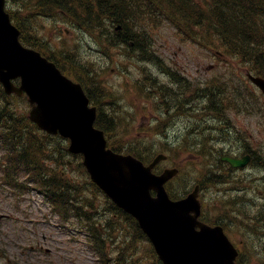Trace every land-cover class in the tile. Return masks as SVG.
<instances>
[{"label": "rangeland", "instance_id": "374dc122", "mask_svg": "<svg viewBox=\"0 0 264 264\" xmlns=\"http://www.w3.org/2000/svg\"><path fill=\"white\" fill-rule=\"evenodd\" d=\"M18 2L19 0H12V8L18 21L13 14L16 23L12 16L11 21L24 48L30 49L31 44L36 42L49 52L61 50L62 53L68 54L66 58L70 54L65 51L73 52V49H77L78 55H72L77 60L75 63H79V67L84 66L85 71L90 70L93 75L98 76L97 80L100 85L112 84L109 92L106 89L101 91L103 96L97 103L101 106L104 101L112 99L118 105L119 108L117 109L107 106L106 109L113 113L112 117H114L116 124L113 128L112 138L117 140L121 146L139 140L145 146L155 150H166L168 148L172 158L162 163L161 167L172 164L182 165L185 175L192 181L195 172L204 171V168L197 164V161L191 157L187 149L178 148L181 145L189 146V144L182 143L174 147H166L165 143L172 146L184 139L185 141L192 139L199 141L204 137L207 138L208 134L213 131L214 134L217 133L216 138L214 137L215 142H211V144L214 143V147L219 145L223 148H229L238 145V142L232 143L227 138L226 133H220L217 131L218 129L212 127L221 124L223 118L212 115L204 108V104L208 105L205 102L207 98L198 95L193 99H189L195 92L207 89L212 84L208 83V80L211 81L218 77L229 78L228 75L232 69H235L240 76H244V67L239 63L235 64V58L227 56L223 52V48L217 46L212 35L195 29L192 30L197 41L200 40L201 35L206 37L207 48H200L195 45L196 43H193V38L188 32L183 31L182 35L185 40L183 39L184 42H182L175 34V29L168 23H162L158 27L147 26L145 32H147V39L152 45L153 57L152 59H146L142 54H137L140 51L134 48L138 46L135 40L126 39L130 47L122 40L115 42L114 46L110 47L102 44L103 39L100 37V32L98 33L97 30L93 29L90 30L92 35L79 32L74 29L73 24L66 17H54L52 19H40L38 17L40 20L37 22L36 36L39 39L35 38L32 41L28 36L29 28L32 25L30 23L29 26L26 21V18L29 17L27 12L31 11L28 9L25 11L23 6H19ZM139 15L134 16L136 20ZM19 27L23 28V31L27 30L28 45L23 41V34ZM97 33L98 35H96ZM40 40L46 44H42ZM91 41L93 44L89 45ZM129 49H135L137 53ZM155 54L161 59L162 63L156 61ZM227 59L230 63L229 67L226 65ZM166 67L177 73L180 78L179 81L170 76ZM147 76L157 78L160 84L148 79ZM163 90L165 91L164 94H162ZM161 96L165 97L168 104L158 102ZM170 106H175L174 109L170 110L173 115H164L165 111H169ZM161 118H165V120L163 121ZM229 118L235 124L234 119L236 117L231 116ZM155 122L163 124L158 126L157 131L154 129ZM262 123L263 121L259 119L257 114V121L252 119V126L240 125L238 127L242 130L235 128V131L245 132L240 133L241 138L246 139L249 145L260 151L264 156V126L261 125ZM127 126L131 130L127 131ZM224 126L225 124L221 125V127ZM137 127L140 129V133L136 132ZM209 150H211L209 153L213 151V149ZM208 157L209 164L214 167L215 154ZM261 166L264 168V163ZM70 170L71 168L67 169L68 172ZM251 171L255 174L252 177H255L256 182L254 186L252 180L247 195L251 196L256 188L257 198L264 199V172H260L258 168ZM248 174H251L250 169L246 172V175ZM231 178L233 181L234 176ZM78 182L82 185L80 181ZM238 183L243 185L240 181ZM220 188H224L220 192V196H218L216 190L214 193H206V196L209 197L207 199L209 201V212H218L214 207L217 202H223L219 210L221 216L228 214L227 211L222 213L221 208L224 206L233 211L236 214V219L233 215L228 214V221L224 220V224L230 232L229 235L237 238H240L239 233L242 237L249 235L251 237V251L255 255V258L250 261L251 264H264V229L259 230L256 228L252 232L253 224L247 226L241 222V213L248 210L256 213V210L251 204H247L244 208L241 205L235 207L234 187L233 185L229 186L228 181L225 186ZM2 189L0 188L1 264H97L93 251L88 247L83 236L78 234V230L71 224H68V227L65 224L59 226L57 220L53 217L54 214H51L50 210L40 203L38 197L30 194L27 195L28 197L24 196L17 199L8 189L4 191ZM228 189H230V192H228ZM83 190L84 195L92 201H102L101 197H94L88 185L83 184ZM255 203L258 205V200ZM263 206L264 203H260L259 209L262 211H264ZM48 215H50V219L47 218ZM260 216L264 217V212ZM68 230H71L77 237H73L72 240L71 236L67 234ZM132 232L133 228L128 225V230H125L122 236L116 234L117 239L128 241L129 234H132ZM79 233L84 234V230ZM253 238L256 240H252ZM246 241L241 247L247 250ZM146 245V243L140 242L137 250L129 254V257L131 259L144 257ZM140 264H145V262L141 260Z\"/></svg>", "mask_w": 264, "mask_h": 264}, {"label": "trees", "instance_id": "16d2710c", "mask_svg": "<svg viewBox=\"0 0 264 264\" xmlns=\"http://www.w3.org/2000/svg\"><path fill=\"white\" fill-rule=\"evenodd\" d=\"M19 1H20L18 2L19 6H23L24 10L28 9L31 11L30 13L27 12L30 17L26 18V21L29 23V26H30V21H29L30 19H31V25L33 23L37 25V22L39 21L38 17H40L41 19V17H48L49 15L50 18L58 17V15L59 17L64 16L67 19H70L76 25L78 26L80 25L79 27L86 29L85 31L88 32L90 35H91L90 33L91 29L100 32V37L103 39L102 44L106 46L113 47L115 42L118 41L120 42L122 40L127 44L128 47H130L126 39L135 40V41L141 40L140 42L142 44V54L145 57H147L150 53H152V47L149 40L147 39V33L146 32L142 33V32L145 31L146 27L149 26L150 23L156 26L158 24H161L162 22L161 20H167V21L169 20V22L175 25L177 28L181 27L183 29H188V27L191 25L201 24L200 26L201 27L203 26L207 31L210 30L214 32L215 33L214 37L218 39L221 38L220 40L222 42L224 41L223 43L225 44L227 50L231 52L230 54H232L233 56H239L240 58H242L243 61L246 60L250 61L251 59H253L251 61L257 63V66H253V67L254 68L256 67V69L258 68V71H260V73L264 75V65H263L264 42H262V40L264 41V15H263L264 0H239V1L238 0H221V1L207 0L206 11H203V8L197 3L198 2L197 0H99V1L98 0L96 1L95 0H59V1L19 0ZM45 1L47 2V4ZM7 2L12 3L11 0H7ZM43 3L44 5L42 6ZM55 4H57V6ZM72 9L73 11H71ZM37 10L39 11V13H37L38 12ZM9 12L11 13V16L15 22L13 16L15 15V18L17 20L15 12L12 11ZM51 14H53V16ZM136 14H140L137 20L134 17ZM181 15H183V17H181ZM70 16H72V18ZM187 16L191 21L187 20L188 19ZM81 21L83 22V24ZM22 24L25 26L24 23ZM118 26L120 27V29L116 30V27ZM21 32L23 34L22 37L23 41L28 45L27 30L23 31L21 29ZM96 35H98V33ZM28 36H30V29L28 31ZM30 39L32 41L34 40V38L31 37ZM229 39H231L232 41ZM38 45L39 43L33 42V44H31V47L40 51ZM49 53L50 55H47V58L54 62L56 60H59V58H63V59L66 58L64 55H60L59 52L57 53L49 52ZM70 61L72 62V60ZM75 68H79L77 64H75ZM82 69L84 75L86 71L84 70V67H82ZM85 76H86V82L88 84H90L91 86H94V84L96 85L95 78H93V76H89L88 73L85 74ZM88 76L89 79H87ZM79 82L84 83V81L81 79H79ZM208 91L206 97H209V101H214L215 99L213 95L220 93V91L225 92V87L221 88L215 85V82H212V84L208 88ZM15 100L16 98L6 97L0 88V145L2 147L1 157L14 159V161L16 162L14 175L9 177L7 176V180L9 181L10 179L16 178L18 174L17 168L19 167L23 168L24 170H28L34 175L35 181L40 186V188L45 190L47 193H51L53 195V197L50 198V201L54 207L56 206L55 207L56 209L57 207L60 206L62 208L63 215L72 213V215L69 217H76L79 220V222L80 223L83 222L84 226L87 228L86 226L87 224L84 222V220L91 221V219H90V215L88 214L90 212L87 213L85 209L88 208L89 210H92L91 213H93L96 210H94V206L91 202H88L84 197H82L84 190L78 188V183L69 182L68 180L64 179L65 176H62L59 173H57L56 169L49 171L42 164L44 161L45 163L53 162L54 166L59 164L57 161L52 160V157L53 156L56 157L57 155H59L61 150H62L61 152L63 153L65 152L64 145L58 141L61 139H59L58 137L50 138L49 136H46L43 133L38 132L36 127L28 121L27 110L25 108L23 109L20 108L21 99H17V101ZM216 103L217 101L214 104ZM96 123L100 128H102L105 131L106 134L111 132L112 130L111 124L109 126L110 128L109 130V128L106 125L103 126V124H106L105 121H103L102 124V122L98 119ZM39 135L41 137L38 139L37 136ZM109 146L115 151H120V149L116 148L112 144H110ZM131 147L132 148H125V151L127 153L136 156L137 158L143 161H147L151 159L152 154H150L151 153L150 148L145 147L144 149H141V146H131ZM44 152H50L51 154L43 155ZM1 168L2 171L5 173V168L4 167ZM77 168L78 170L79 169L82 170L79 163L77 165ZM51 172L57 173L59 176L55 174H51ZM179 178H181V175H179L175 180ZM183 187L184 186L181 184L180 188ZM93 188L95 189V191L97 190L94 186ZM184 192L185 190L179 189L177 191H170V194L173 197H178L182 195ZM75 202L77 204H75ZM108 205L110 208V214L120 215L122 218H125L127 221H129L130 224L133 223L134 226L131 225L130 226L134 229L136 233H139V235L142 236V234L137 228V225L129 216H127L120 210L116 209L112 204H108ZM112 221L109 218L108 219L100 218L96 221L93 227L88 228L90 235L87 234V240H90L89 244L92 247L93 251L95 252L96 256L98 257L99 264H112V262L114 261L118 262L120 259L123 260L121 264H136V263H132L134 259L132 260L129 257V254L134 253L135 250V246L131 239L128 241L124 240L120 249L116 251V254L113 257V259L110 258L109 256L110 254L107 250L106 242L111 243L112 240H108V238H105L104 235L113 237L114 232H117L119 230V228L116 227V221L115 220ZM101 230L103 232H101ZM145 252H149L144 255L145 259L143 261L145 263L161 264L154 255L153 250L149 249V251H145ZM124 258H129L131 260H124Z\"/></svg>", "mask_w": 264, "mask_h": 264}, {"label": "water", "instance_id": "95a60500", "mask_svg": "<svg viewBox=\"0 0 264 264\" xmlns=\"http://www.w3.org/2000/svg\"><path fill=\"white\" fill-rule=\"evenodd\" d=\"M0 0V82L7 93L26 91L32 106L30 119L48 132H60L72 139L71 150L84 154V165L92 179L122 208L135 216L152 239L164 264H233L235 251L219 227L196 223L189 215L198 211L196 193L179 202H170L162 184L176 170L159 176L150 167L126 156L105 151L102 134L93 130L95 110L80 86L60 76L54 66L38 53L22 48L18 33L9 23ZM20 76L21 87L10 79ZM256 83L263 87L261 81ZM232 166L240 165L226 159ZM154 189L157 198L149 196ZM195 226L200 231H194Z\"/></svg>", "mask_w": 264, "mask_h": 264}, {"label": "bare ground", "instance_id": "6f19581e", "mask_svg": "<svg viewBox=\"0 0 264 264\" xmlns=\"http://www.w3.org/2000/svg\"><path fill=\"white\" fill-rule=\"evenodd\" d=\"M12 1V0H11ZM15 1V0H14ZM43 1V0H42ZM47 1V0H46ZM45 1V2H46ZM51 1V0H50ZM57 1H59V0H57ZM96 1V0H95ZM99 1V0H98ZM221 1V0H220ZM239 1V0H238ZM20 2V1H19ZM36 2H38V1H36ZM41 2V1H40ZM49 2V1H48ZM109 2V1H108ZM170 2V1H169ZM259 2V1H258ZM235 3V2H234ZM23 4H25V3H23ZM27 4H28V2H27ZM46 4H47V2H46ZM70 4V3H69ZM112 4V3H111ZM150 4V3H149ZM154 4V3H153ZM44 5V3L42 4V6ZM54 5V4H53ZM56 6H57V4H55ZM65 5V4H64ZM72 5V4H71ZM166 5V4H165ZM235 5V4H234ZM256 5V4H255ZM263 5V4H262ZM36 6V5H35ZM61 6V5H60ZM63 6V5H62ZM231 6V5H230ZM239 6V5H238ZM21 7V6H20ZM54 7V6H53ZM92 7V6H91ZM111 7V6H110ZM185 7V6H184ZM27 8V7H26ZM47 8V7H46ZM50 8V7H49ZM62 8H64V7H62ZM157 8H159V7H157ZM174 8V7H173ZM251 8V7H250ZM40 9V8H39ZM69 9V8H68ZM149 9V8H148ZM217 9V8H216ZM50 10V9H49ZM177 10V9H176ZM232 10V9H231ZM26 11V10H25ZM36 11V10H35ZM38 11V10H37ZM71 11H73V9L71 10ZM178 11V10H177ZM56 12V11H55ZM62 12V11H61ZM68 12V11H67ZM112 12V11H111ZM30 13V12H29ZM37 13H39V12H37ZM58 13V12H57ZM64 13V12H63ZM75 13V12H74ZM77 13V12H76ZM100 13V12H99ZM114 13V12H113ZM200 13V12H199ZM50 14V13H49ZM67 14V13H66ZM81 14V13H80ZM83 14V13H82ZM117 14V13H116ZM245 14V13H244ZM27 15V14H26ZM43 15V14H42ZM52 16H53V14H51ZM154 15V14H153ZM166 15V14H165ZM177 15H178V13H177ZM234 15H235V13H234ZM264 15V14H263ZM38 16V15H37ZM41 16V15H40ZM44 16V15H43ZM50 16V15H49ZM41 17L42 19H45V18H50V17ZM73 16V15H72ZM72 16H70L71 18H72ZM174 16V15H173ZM30 17V16H29ZM58 17H59V15H58ZM178 17V16H177ZM181 17H183V15H181ZM240 17H241V15H240ZM242 17H244V16H242ZM21 18V17H20ZM74 18V17H73ZM76 18H77V16H76ZM93 18V17H92ZM180 18V17H179ZM187 18H188V16H187ZM213 18V17H212ZM29 19V18H28ZM52 19V18H51ZM83 19V18H82ZM148 19V18H147ZM184 19V18H183ZM192 19V18H191ZM194 19V18H193ZM38 20V19H37ZM40 20V19H39ZM77 20V19H76ZM98 20V19H97ZM96 20V21H97ZM122 20V19H121ZM178 20H181V19H178ZM177 20V21H178ZM185 20H186V18H185ZM187 20H189V18L187 19ZM16 21V20H15ZM30 21V23H31V19L29 20ZM69 21L73 24V27H74V29H76V30H78L79 32H82V33H87V34H89L88 32H86L85 30L86 29H83V28H81V27H79L78 25H76L74 22H72L70 19H69ZM102 21V20H101ZM119 21V20H118ZM162 22H161V24L162 23H164V21L165 20H161ZM169 21V20H168ZM189 21H191V20H189ZM188 21V22H189ZM218 21V20H217ZM82 22V21H81ZM90 22V21H89ZM95 22V21H94ZM112 22V21H111ZM77 23V22H76ZM85 23V22H84ZM217 23V22H216ZM215 23V24H216ZM243 23V22H242ZM261 23V22H260ZM82 24H83V22H82ZM146 24V23H145ZM197 24H198V22H197ZM240 24V23H239ZM246 24V23H245ZM201 25V24H200ZM212 25V24H211ZM250 25V24H249ZM257 25V24H256ZM36 26L37 25H35L34 23L32 24V27H30L29 29H30V37L31 38H38L36 35H37V31H36ZM101 26V25H100ZM141 26V25H140ZM263 26V25H262ZM189 28V27H188ZM246 28V27H245ZM23 29V28H22ZM248 29H249V27H248ZM24 30V29H23ZM108 30V29H107ZM244 30V29H243ZM252 30V29H251ZM106 31V30H105ZM111 31V30H110ZM115 31V30H114ZM210 31V30H209ZM213 31H214V29H213ZM247 31V30H246ZM250 31V30H249ZM248 31V32H249ZM256 31V30H255ZM95 32V31H94ZM242 32V31H241ZM257 32V31H256ZM99 33V32H98ZM133 33V32H132ZM244 33V32H243ZM246 33V32H245ZM92 35V34H91ZM127 35V34H126ZM173 35V34H172ZM215 35V34H214ZM220 35V34H219ZM254 35H256V34H254ZM226 37V36H225ZM110 38V37H109ZM39 39V38H38ZM221 39V38H220ZM260 39H262V38H260ZM212 40V39H211ZM229 40H231V39H229ZM255 40V39H254ZM41 41V40H40ZM141 41V40H140ZM232 41V40H231ZM239 41V40H238ZM247 41V40H246ZM224 42V41H223ZM227 42V41H226ZM262 42H264L263 40H262ZM137 43V42H136ZM146 43V42H145ZM259 43V42H258ZM90 44H93V42L91 41L90 43H89V45ZM120 44V43H119ZM165 44V43H164ZM227 44H229V43H227ZM235 44V43H234ZM246 44V43H245ZM253 44V43H252ZM233 45V44H232ZM178 46V45H177ZM184 46V45H183ZM212 46V45H211ZM232 47V46H231ZM238 47V46H237ZM247 47H249V46H247ZM82 48V47H81ZM135 48V47H134ZM234 48V47H233ZM241 48V47H240ZM256 48V47H255ZM217 49V48H216ZM229 49V48H228ZM237 49V48H236ZM145 50V49H144ZM264 50V49H263ZM156 51V50H155ZM196 51V50H195ZM203 51V50H202ZM239 51V50H238ZM67 52V51H66ZM244 52V51H243ZM71 56L72 55H78V52H77V49H73V52L72 51H70V52H68ZM183 53V52H182ZM200 53V52H199ZM231 53V52H230ZM245 53V52H244ZM247 53V52H246ZM249 53V52H248ZM235 54V53H234ZM240 55V54H239ZM97 56V55H96ZM241 56V55H240ZM73 57V59L74 60H76V58H75V56H72ZM249 57H250V55H249ZM210 58V57H209ZM253 58V57H252ZM147 59V58H146ZM242 59V58H241ZM251 59V58H250ZM258 59V58H257ZM167 60V59H166ZM249 60V59H248ZM251 60H253V59H251ZM243 61L242 60V63H243V65L244 66H246V67H248V68H250V69H253L254 67L253 66H257V63L256 62H254V61ZM211 61V60H210ZM259 63V62H258ZM254 69H256V67L254 68ZM235 69H232V70H230V73H229V78H220V77H218V78H215L214 79V81L213 82H215V85H217V86H219V87H225V92H222V91H220V93H217V94H214L213 95V97H214V101H209V97H206L207 96V91H208V88L210 87H208L207 89H205L204 91H200V92H195L189 99H193L195 96H198V95H202L203 97H205V98H207L206 99V101L205 102H207L208 103V105H206V104H204V107L205 108H208L209 110H211V111H221V110H224V109H226L227 108V106L228 105H230L231 103H234V102H236V100H237V95H239L240 94V88H241V86H240V80H241V77H240V74H238V72L235 70ZM212 71V70H211ZM213 72V71H212ZM227 72V71H226ZM260 72V71H259ZM88 73V75L89 76H93V78H95V83H96V85L94 84V86H97L96 88H95V90L96 89H100L101 90V87L99 86V84H98V80H97V77L98 76H95V75H93V73L90 71V70H86V73H84V75H83V72H82V77L84 78V80L86 81V76H85V74H87ZM89 73H91V74H89ZM117 75V74H116ZM89 76H88V78L87 79H89ZM119 77H120V75H119ZM118 77V78H119ZM147 78L148 79H150V80H154L156 83H158V84H160V81L157 79V78H153V77H151V78H149L148 76H147ZM92 79V78H91ZM233 79H234V86H233ZM206 80V79H205ZM91 81V80H90ZM121 82V81H120ZM92 83V82H91ZM233 86V88L235 89V95L234 96H231L230 94H229V92H230V86ZM160 87H162V86H160ZM212 87V86H211ZM214 87V86H213ZM165 88H168V87H165ZM157 89V88H156ZM155 89V90H156ZM164 89V88H163ZM164 90H166V89H164ZM163 90V93L162 94H164V91ZM171 90V89H170ZM179 90V89H178ZM218 90V89H217ZM160 92V91H159ZM168 92H169V89H168ZM209 92V91H208ZM170 93V92H169ZM175 93V92H174ZM167 94V93H166ZM171 94V93H170ZM180 94V93H179ZM181 94H182V92H181ZM160 95H161V93H160ZM183 95V94H182ZM211 95V94H210ZM165 96V95H164ZM172 96V95H171ZM174 96V95H173ZM176 97H177V95H175ZM179 96V95H178ZM5 98V97H4ZM165 98V97H164ZM95 99L98 101V100H100V97L99 96H96L95 97ZM170 99H172V98H170ZM177 99V98H176ZM203 99V98H202ZM212 99V98H211ZM12 100V99H11ZM173 100H174V98H173ZM199 100V99H198ZM170 101V100H169ZM217 101V103L216 104H214L215 102ZM6 102V101H5ZM175 103H176V101H175ZM203 103V102H202ZM190 104V103H189ZM193 104V103H192ZM212 104H214V105H212ZM3 105V104H2ZM4 109V108H3ZM245 112V111H244ZM2 115V114H1ZM24 116V115H23ZM21 117V116H20ZM4 119V118H3ZM20 119V118H19ZM175 121V120H174ZM184 121V120H183ZM176 122V121H175ZM27 123V122H26ZM18 124V123H17ZM99 124V123H98ZM222 124H224V123H222ZM14 125V124H13ZM175 125V124H174ZM17 126V125H16ZM21 126V125H20ZM23 126V125H22ZM182 126V125H181ZM29 127V126H28ZM6 128V127H5ZM214 128H216V129H218V130H220V131H223L224 129H222V128H220V125H218L217 127H214ZM26 130V129H25ZM172 130V129H171ZM170 132V131H169ZM29 133V132H28ZM172 133V132H171ZM210 134H214V132L213 131H211L210 132ZM7 135V134H6ZM182 135V134H181ZM214 135H217V133H215ZM227 138L230 140V141H232V143H236V142H239L242 138H241V135H240V133L239 132H237V131H235V130H231V132H228L227 133ZM239 136V137H238ZM24 138H25V136H24ZM22 139V138H21ZM54 139V138H53ZM239 139V140H238ZM42 140V139H41ZM28 141H30V140H28ZM183 141H185V139L183 140ZM16 142V141H15ZM39 142V141H38ZM37 143V142H36ZM34 144V143H33ZM159 144V143H158ZM21 145V144H20ZM24 145V144H23ZM38 147V146H37ZM7 148V147H6ZM32 148V147H31ZM39 148V147H38ZM230 149H232V147H229ZM16 149V148H15ZM30 149V148H29ZM243 149H248V152L250 153V152H252V158L255 160V163H256V165H255V163H254V165H253V167L250 169V173H251V177L252 176H255V174L251 171V170H257V168L258 169H260V172H264V168L261 166L262 165V163H264V156L260 153V151H258L257 149H255V148H253L252 146H248V147H243ZM243 149H239V150H237L238 152H240V151H243ZM25 150V149H24ZM41 150V149H40ZM57 150V149H56ZM45 151V150H44ZM35 152V151H34ZM37 154H38V151H37ZM51 154V153H50ZM57 154V153H56ZM25 155V154H24ZM42 155V154H41ZM44 155V154H43ZM12 156V155H11ZM46 158V157H45ZM48 158V157H47ZM143 159V158H142ZM148 159V158H147ZM50 160V159H49ZM146 160V159H145ZM37 161V160H36ZM39 165V164H38ZM43 169V168H42ZM37 171V170H36ZM258 172V171H257ZM53 173V172H52ZM54 176V175H53ZM238 177V176H237ZM239 178V177H238ZM232 179V178H231ZM258 179V178H257ZM252 180H253V184H254V186H255V182H256V180H255V177H252ZM46 181V180H45ZM247 182H248V180H243V181H241V183L242 184H246L247 185ZM249 183V182H248ZM57 184V183H56ZM64 184V183H63ZM244 187H246V186H240V192H241V194L243 195L244 193H243V190H241V189H244ZM53 188V187H52ZM69 188V187H68ZM67 190V189H66ZM54 191V190H53ZM247 194V193H246ZM64 195V194H63ZM75 196V195H74ZM81 197V196H80ZM244 199V198H243ZM15 203V202H14ZM41 203V202H40ZM7 204V203H6ZM57 205V204H56ZM84 205H86V204H84ZM58 206V205H57ZM260 206V205H259ZM56 207V206H55ZM44 208V207H43ZM240 208V207H239ZM76 209V208H75ZM49 213V212H48ZM226 213H228L229 215L231 214V215H233V217L235 218V216H234V214H233V212L229 209ZM84 214H86V213H84ZM228 214H226L224 217H223V220H225V221H228ZM236 215V214H235ZM123 216V215H122ZM238 216V215H237ZM257 216V215H256ZM242 220V219H241ZM246 220V219H245ZM236 221V220H235ZM110 224V223H109ZM251 224V223H250ZM106 226V225H105ZM63 231V230H62ZM248 231V230H247ZM55 234V233H54ZM59 236V235H58ZM95 236V235H94ZM124 239V238H123ZM82 240V239H81ZM106 256V255H105ZM117 260V259H116Z\"/></svg>", "mask_w": 264, "mask_h": 264}, {"label": "flooded vegetation", "instance_id": "af4514ba", "mask_svg": "<svg viewBox=\"0 0 264 264\" xmlns=\"http://www.w3.org/2000/svg\"><path fill=\"white\" fill-rule=\"evenodd\" d=\"M241 90H242V87L240 88V93H241ZM236 107H237V110L239 112V115H236V116L237 117H244L245 116L244 115V113H245L244 111L246 110V103L243 104V105H240L239 104ZM246 125H248V122H246ZM237 146L238 147L240 146V142H238V145ZM241 149H243V148H241ZM240 152L241 153H239V156H237L238 158H240V157H242V156H244L246 154H252V152H250V153L248 152V149H243V151H240ZM248 171H249V167H247L246 169H243V170H235L234 171V184L236 186L234 195L236 196V202H237V204L235 206L237 207V206H240L241 205V207L244 208V207L247 206V204H251L254 207V209L256 210V213L254 211H251V210L244 211L243 213H241L242 214L241 215L242 216L241 222L243 224L247 225V226H250L252 224H253V226H264V217H261L260 216V214L262 212H264V211H262L261 209H259L260 208L259 205H260V203H264V199L263 198H257V195L255 194L256 189L254 190V193L251 194V196H249V195L246 194V193H248V190H249L248 188L251 186V182H252V177L250 176L251 174L246 175V172H248ZM240 174H242V175L238 179L237 176H239ZM218 176H220V175L218 174ZM244 176H246V177H244ZM243 180H248V182H249V183L247 182V185L245 184L246 187H244V189H241V190H243V193H244L243 195L244 196L243 195H239V194H241L240 193V186H245V185L244 184L243 185H240L238 183V181L241 182ZM256 200H258V202H259L258 205H256V203H255ZM262 209H264V208H262ZM234 216H235L234 219H236V215H234Z\"/></svg>", "mask_w": 264, "mask_h": 264}]
</instances>
